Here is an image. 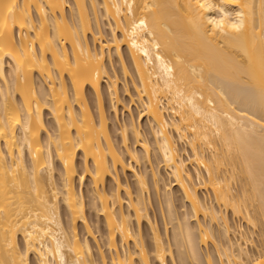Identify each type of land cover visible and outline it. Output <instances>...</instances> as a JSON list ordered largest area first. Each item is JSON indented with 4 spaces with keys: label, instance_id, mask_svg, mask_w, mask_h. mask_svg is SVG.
<instances>
[{
    "label": "bare ground",
    "instance_id": "obj_1",
    "mask_svg": "<svg viewBox=\"0 0 264 264\" xmlns=\"http://www.w3.org/2000/svg\"><path fill=\"white\" fill-rule=\"evenodd\" d=\"M72 1L68 15L69 0H0V264H31L32 258L35 264H108L77 188V181L83 184L88 177L104 217L111 264H151L122 196L126 192L139 225L148 219L147 182L126 162V157L138 160L127 145L128 133L148 159L151 145L132 124L122 131L120 150L103 102L104 81L110 99L120 100L118 79L109 76L106 59L114 51L128 76L124 50L156 149L196 222L197 234L188 225L177 226L182 254L192 263L198 247L214 237L213 226L200 221L204 217L221 222L225 239L215 246L220 262L208 254L206 264H264V0ZM102 19L109 27L107 39ZM234 24L242 26L236 30ZM36 74L47 97L38 92ZM177 141L190 147L193 171L178 154ZM119 169L132 170L137 178L136 198ZM152 176L157 184V173ZM108 178L115 183L110 191ZM200 187L213 194L218 210L201 199ZM227 211L259 228L255 254L247 249L254 246V234L235 230ZM171 248L155 235L159 264H168V256L174 261Z\"/></svg>",
    "mask_w": 264,
    "mask_h": 264
},
{
    "label": "rangeland",
    "instance_id": "obj_2",
    "mask_svg": "<svg viewBox=\"0 0 264 264\" xmlns=\"http://www.w3.org/2000/svg\"><path fill=\"white\" fill-rule=\"evenodd\" d=\"M90 5V3H89ZM88 5V6H89ZM69 7L67 8V14L70 15V10L73 7V1L69 0ZM92 20L93 28L96 29V22L93 15V12L91 10L88 11ZM107 22L105 20H101V28L103 29L104 38H109V32L108 26L106 24ZM89 39L92 42V36L89 35ZM126 49V48H124ZM125 52V62L129 70V75L124 76L122 72V66L121 62L119 61L118 57L115 55V52L112 51L111 57L107 56L106 59V67L109 73V76L113 79H118L117 89L119 93V102L112 101L110 99V93L107 88V84L105 81L103 82L102 86V92H103V102L105 106V110L108 116V124H109V131L112 136L113 142L115 145L122 150L124 145L122 141V131L125 127H129L132 124H135V126L142 132L143 139H146L150 147V154L149 159L148 156H146L143 147L141 146V143L137 142L131 131L128 133L127 137V145L128 147L136 153L138 156L137 161H130L128 157H126V162L128 164H131L132 170L137 173L138 175L145 178L147 182L148 191L145 193L146 198V204H147V213H148V219H144L141 221V224L139 225L135 218H134V212L131 210L128 205V196L126 192H122V196L124 198V211L131 216L132 220V230L137 235L138 240H142L143 243L146 245L147 250L149 251L150 256V262L151 264H159L155 259L153 255V247H154V237L155 235H159L163 242L168 245H171V249L174 253V261L168 256V264H206V256L208 254L211 255L212 259L214 261L220 262L218 255L215 251V246L217 245H224L225 239L222 236V226L221 222L218 221L217 223L213 222L210 223V221L204 217H201L200 221L204 225L213 226V232L214 237H211V241L209 242V245L207 247L201 246L198 247L196 257L192 260H189L186 255L184 256L185 248L178 247V244H176V238L177 241H179L180 236L177 235L178 230L177 226L179 224L188 225L190 228L193 229V232L197 234L196 230V222L191 214L190 205L187 202V200L184 198L183 193L179 189V187L176 185L174 179L169 174L165 163L161 160L160 155L158 153V150L155 146L154 137L151 134L150 127H149V120L144 115L143 109L141 107V103L138 98V80L137 77L130 65L129 59L126 56ZM7 72L9 70V65L6 66ZM35 82L36 87L38 89V92L40 96L47 97L48 90L44 83L40 81V78L38 74L35 76ZM0 85H4L2 81H0ZM87 98L88 102L90 104V107L94 114H96V100L94 93L90 90L87 91ZM45 120L46 124L48 125L49 131H53V123L50 115L48 114V111L45 112ZM172 135L173 132H171ZM177 151L180 157L185 160L188 163V169L190 171H193V165L190 164V158L192 156V152L190 150V147L187 143H183L181 141H177L176 143ZM82 159L79 155L77 160V167L80 172H82ZM55 168H56V180L59 183V174H60V166L58 162H55ZM132 170H128L127 172H123L122 169H119L118 174L119 177L123 183V185L130 190L132 193L133 198L137 197V191H138V183L137 178L133 174ZM153 173H157V184L152 176ZM195 182L199 184V181L195 179ZM115 183L112 179L108 178L106 182V190L110 191L114 188ZM77 188L79 193L83 195L84 202H85V209H86V215L88 219L89 226L91 230H93L94 236L96 237L98 243L102 247V251L104 252L105 256L107 257L108 264H111L110 262V255L108 253L107 247L105 246V240H106V233H105V222L104 217L102 216V213L100 212L98 208V201L95 199L92 191H91V184H90V178L88 177L87 180H85V183L80 184L77 181ZM199 196L202 200L209 203L210 205H213L215 209L218 210L217 203L214 200L213 194L207 190L206 188L200 187L199 189ZM60 211L62 215V219L64 222V225L67 226L68 217L66 215V210L64 205L61 203L60 205ZM227 216L230 219V223L233 226V228H242V230L250 234L249 236L253 235L251 238H253L254 246L249 245L247 246V249L252 254H255L257 250L260 249V230L257 227V230L252 228L250 225L246 224V221L242 219L241 217L237 218L234 217L231 211H227ZM79 233L82 237L85 236V230L84 227L81 226V224L78 227ZM255 230V231H254ZM221 231V232H220ZM247 234V233H246ZM179 237V239H178ZM20 243L22 245V241L20 240ZM90 243L93 248V254L95 259L98 261L99 258V251L96 247V243L90 239ZM182 248V249H181ZM131 251L136 250V247L134 243L130 244ZM182 250V251H181ZM184 251V252H183ZM187 251V250H186ZM183 253V254H182ZM186 254V253H185ZM185 261H182V258ZM187 260V261H186ZM31 264H35L34 259H31ZM139 264V263H137Z\"/></svg>",
    "mask_w": 264,
    "mask_h": 264
},
{
    "label": "snow or ice",
    "instance_id": "obj_3",
    "mask_svg": "<svg viewBox=\"0 0 264 264\" xmlns=\"http://www.w3.org/2000/svg\"><path fill=\"white\" fill-rule=\"evenodd\" d=\"M232 28L238 30V27L236 25H232Z\"/></svg>",
    "mask_w": 264,
    "mask_h": 264
},
{
    "label": "clouds",
    "instance_id": "obj_4",
    "mask_svg": "<svg viewBox=\"0 0 264 264\" xmlns=\"http://www.w3.org/2000/svg\"><path fill=\"white\" fill-rule=\"evenodd\" d=\"M218 23H220V24H222L223 23V21H219ZM235 25V24H234ZM237 27H240V26H242V25H236Z\"/></svg>",
    "mask_w": 264,
    "mask_h": 264
}]
</instances>
